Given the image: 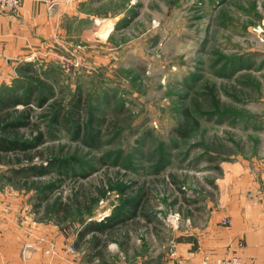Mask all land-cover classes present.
I'll return each mask as SVG.
<instances>
[{
	"label": "rangeland",
	"instance_id": "rangeland-1",
	"mask_svg": "<svg viewBox=\"0 0 264 264\" xmlns=\"http://www.w3.org/2000/svg\"><path fill=\"white\" fill-rule=\"evenodd\" d=\"M78 14L83 19L66 21L68 38L53 44L51 59L45 51L38 62L17 66L12 87L42 90L62 108L80 93L101 123L98 146L82 143L90 145V133L82 140L58 128L40 150L74 153L78 166L52 193L40 197L11 186V199L25 204L36 223L56 228L64 241L60 256L88 262L87 251L73 246L75 213L58 228L44 206L114 179L134 193L142 187L148 218L137 219L135 229L129 223L126 249L108 245L112 264H177L173 254L186 258L182 264L222 257L217 232L230 221L217 218L222 168L260 160L264 150V0H96ZM109 17L112 31L104 23ZM27 65L29 76L22 71ZM59 177L53 171L37 182ZM6 185L0 172V189ZM114 188L91 204L92 219L113 212L120 201ZM45 251L58 254L54 240Z\"/></svg>",
	"mask_w": 264,
	"mask_h": 264
},
{
	"label": "crops",
	"instance_id": "crops-1",
	"mask_svg": "<svg viewBox=\"0 0 264 264\" xmlns=\"http://www.w3.org/2000/svg\"><path fill=\"white\" fill-rule=\"evenodd\" d=\"M92 1L23 0L18 11L0 13V97L12 88L22 61L31 62L35 54L38 62L45 51V60L53 57V44L68 38L66 21L82 20L78 13ZM123 14L126 18L127 12ZM106 20L105 27L114 30L115 20ZM260 154V160H236L222 168L216 185L222 207L217 218L230 220V226L218 228L216 246L226 252L223 256L239 252L247 264H264V150ZM10 189H0V264H97L60 256L64 241L56 236V228L33 221L25 204L11 199ZM53 240L59 255L51 258L44 251ZM178 258L185 263L186 258Z\"/></svg>",
	"mask_w": 264,
	"mask_h": 264
},
{
	"label": "trees",
	"instance_id": "trees-1",
	"mask_svg": "<svg viewBox=\"0 0 264 264\" xmlns=\"http://www.w3.org/2000/svg\"><path fill=\"white\" fill-rule=\"evenodd\" d=\"M28 67L27 65L22 70L26 76L33 74V70ZM22 87L9 88V92L0 97V166L6 168L0 171L1 178L8 186L28 191L30 189L42 197L57 189L58 184L78 166L79 159L74 153L64 154L62 150L55 153V151L47 150L48 148L44 150H40V148L46 145L48 139L53 138V134L58 128L80 136L82 140L86 139L90 133V145L82 143L87 147L97 148L98 126L101 123L90 111L89 100L86 102L80 93L76 94L68 108H62L57 99L54 100L52 96L44 94L42 90L36 91L34 88L24 90ZM21 91L27 96L24 100L18 96ZM35 95L38 96L35 99L36 106L32 107L31 99ZM18 106L21 108L18 109ZM39 109L42 111L37 116L36 111ZM189 114L190 110L186 108L182 114L185 127L188 125ZM35 158L46 163L38 165L33 161ZM53 171L58 172V176H61L57 181L37 182L41 176H46ZM108 187H112L114 190V187L119 188L120 201L107 217L94 220L91 216V204L101 201ZM146 198L147 195L142 187H140L139 193H134L130 187L123 184L118 185L117 180L108 179L107 182L100 180L90 190L82 189L81 186L79 192L74 191V194L67 197L58 195L51 206H44V209L51 212L54 225L58 228L75 213L74 220H77L80 227L75 233L74 249L87 251L88 262L96 260L100 264H112L107 259L108 245L114 242L121 249H126L130 240L128 227L131 224L129 223H133V229H135L140 224L136 221L137 219L147 220L148 218L141 209ZM42 202L40 199L37 206ZM70 222L73 221L70 220Z\"/></svg>",
	"mask_w": 264,
	"mask_h": 264
},
{
	"label": "built area",
	"instance_id": "built-area-1",
	"mask_svg": "<svg viewBox=\"0 0 264 264\" xmlns=\"http://www.w3.org/2000/svg\"><path fill=\"white\" fill-rule=\"evenodd\" d=\"M23 0H0V13L4 12H16L20 9L22 5ZM36 59V55H31V62ZM176 220V219H174ZM223 225L229 226L230 221L224 220ZM73 248V247H72ZM72 253H75L74 249H71ZM48 251H45V254H47ZM178 255L173 254L171 258L177 259V264H182V262L179 260ZM198 264H246L243 261V258L241 254L235 250L231 251L229 255L218 257L213 256L210 254L203 255Z\"/></svg>",
	"mask_w": 264,
	"mask_h": 264
}]
</instances>
